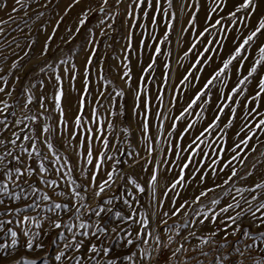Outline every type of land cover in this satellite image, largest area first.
I'll return each mask as SVG.
<instances>
[{
	"label": "rangeland",
	"instance_id": "obj_1",
	"mask_svg": "<svg viewBox=\"0 0 264 264\" xmlns=\"http://www.w3.org/2000/svg\"><path fill=\"white\" fill-rule=\"evenodd\" d=\"M43 2V0H41ZM194 4L199 8L193 19V25L189 26L187 21L191 17V13L194 9L192 8H182L183 4ZM241 0H224L223 7L218 13L213 15V20L217 18H222V25L226 28L233 29L227 33V39H225V33L219 31V28L212 29L209 33H206L204 37H201V43L197 45V48L193 50L192 53L186 58H183L184 51L192 44L196 43L198 33L203 30L204 27L208 26L212 21L206 22L205 16L207 11L210 10L211 0H173V8L168 9L169 15L175 13L179 19L174 21V28L170 31L169 40L164 44L160 45L162 49V55L157 57V63L151 70L150 74L147 76V84H141V95L147 96L152 102L151 113L157 111V105H160L159 110L164 114L165 117H171L173 115H178L179 112L186 106L189 99L194 96L197 88L201 86L197 82L196 86L193 87L191 82L186 83L183 86V92L179 90V81L182 76L186 74V70L189 66L195 62L196 54L203 50L207 40H217L219 39L223 44H214L210 47L219 49V52H211L206 55H212L214 59L206 64L198 65L197 67L202 68V71L196 72V75L202 78H207V76L214 71L220 64L222 59H227L234 50L236 44L240 40H236L235 44L233 40L240 36L241 34L235 30V26L228 23L227 15L234 10L235 6L240 3ZM25 5H29L28 15H25L23 10L13 13L12 8L19 5L15 4V0H0V20L9 21L11 16L12 20L9 23L0 25L3 27L4 33L0 35V75L4 76L8 80V84L5 85L3 80H0V87H5L7 91L12 92L11 96H7L0 93V108H3V101H6L10 107L6 110L8 115V123L10 126H14L16 120H22L23 123L18 127H13L21 137L24 135H29L33 138V142L36 144V149L40 153L39 156H35L34 167L43 163L47 172L44 173L42 179L55 184L52 187H48L44 183H37L41 179L39 176L32 177L33 187H36L38 191L32 194L31 189L27 184H23L22 187L28 194L29 201H35L39 204V208L35 211L28 209V214L30 216H36L42 223V228H35L34 224L28 226L30 231L39 232L41 234V240L44 244V248L40 252H30L22 253L27 257H43L44 260H37V264H57L54 257L59 251H64L65 241L72 242L73 233L68 232L66 228H61L53 230L48 233V235H43L45 231L48 230V218L61 219L65 221L68 225L73 227V232H81L83 229L79 228L81 222L93 224L99 221L103 226L109 229L108 236H101L100 241H96L95 238L93 242L100 243L103 242V246H110L111 255L117 258V264H216L218 259H223L231 251L229 260H236L237 255L235 251L232 250L233 245L238 246L244 251V256L239 257V264H259L261 258L264 257V227L256 228L253 226L247 218L244 219L242 223V229H248L252 234L251 238L249 236H242L237 234L236 236H229L228 242L222 239L224 233H220L218 236L213 237L208 243H203V240L208 239L209 233L214 230L215 226L209 225L207 221L205 224L201 225L196 223V221L202 219L199 215L201 212H206L208 215H212L214 212L219 210V206H214L211 204L213 198H220L221 203L225 200L231 201L230 196H225V189H217L215 193H209L208 197L203 198L200 203H192V198L199 194L200 187L213 186V181L209 179L206 185H198L194 181L189 180V184L183 187L178 186L175 192H169L168 196H164L163 193L166 191V183L172 181L176 178L177 173L180 169L176 166L174 162L172 167V172L163 171L167 165L145 163V159L151 160L147 157V152L145 151V141L141 137V132L138 128V119L134 113V95L132 91L137 87V79L142 74L141 70L147 66L150 62L149 57L154 54L153 47L138 48V42L144 39L147 44L154 46L158 40L163 39V34L165 32V25L167 23L168 17L164 16L162 13H155L157 20L160 23L152 28L149 26V20L144 18L140 11L137 10L135 14L136 25H144L145 27H132L129 28V24L132 22L131 17L126 16V8L131 3V0H123L120 5L116 4V0H109V3L105 6L103 12L99 10V6L102 0H81V3L76 5L67 15L63 14L65 7L71 3V0H53V3L47 8L39 7L34 0H24ZM161 4L164 8H167V0H161ZM256 10L252 14L248 23L251 27L257 25L260 18H264V0H256ZM92 7V14L86 19L85 24L80 27L79 33L75 30L79 26V18L81 14L88 8ZM145 7L146 6H142ZM44 12V16L40 20L32 23L30 28L25 27L24 32L13 31L16 28L17 23L27 19L28 16L35 19L36 12ZM151 11V10H149ZM118 13V14H117ZM238 15H243L240 13ZM62 22L58 25L57 31L55 33L54 39L51 42L50 51L47 56L38 59L37 56L41 51L44 39L48 34L52 32V28L56 26V21L61 20ZM101 19L104 23L101 24ZM15 21V22H12ZM111 25L112 27H108ZM181 27H188L189 31L181 34ZM240 27H243L241 25ZM38 29H41L38 31ZM105 32V35H101V32ZM129 32L132 33L133 47L131 52H125L124 47L127 44V36ZM248 32L247 29L244 30V35ZM143 34V35H142ZM154 35L158 40H151L150 35ZM13 37L16 39L13 40ZM258 39L264 42V36L258 37ZM70 40V43H65V41ZM89 40H93L94 45L89 44ZM9 41H12L11 47H9ZM36 41L35 46L31 49L32 57L29 59L25 57L23 60H19L18 67L16 69L11 68L13 61H17L20 56H23V51L21 49L15 48V43L19 42L21 48H24L26 43H31ZM95 46L96 54L93 57V65L90 67L89 73V93L84 94L85 96V110L83 115V121L81 128H76L73 121L77 114V101L80 98V93L83 90V79H84V69L87 57L90 55V49ZM255 45L247 48V51L243 53L250 58L251 61L257 58V51ZM15 53V54H14ZM128 57L125 59V57ZM203 59V58H201ZM61 61H67V63H61ZM167 63L169 65V75L171 79L167 84L162 81V73L165 71L163 65ZM47 64H51L55 68V72H44L39 71V67H44ZM127 64L126 69L124 65ZM250 66L248 60L244 61V67L240 68L239 74L236 73L235 68L239 65L234 61L233 66H230L227 79L225 83L228 87L222 90L227 93L230 88L240 79L242 75H246L247 68ZM65 69L69 73H75L77 79L74 81H69L68 76L65 74ZM125 71H129L132 77L131 80L126 84L120 77ZM260 75H264V72H259ZM19 76V81L16 77ZM63 77L61 84L64 91V97L62 99V107L65 111V121L70 126V129L74 133L79 135L75 139H70L68 136L69 129H66L65 124L61 123V117L58 112L54 109V87L55 77ZM223 79V78H222ZM41 82H43V88H41ZM35 84L36 87H32ZM173 85H177L176 92H173ZM256 81L252 80L245 87V95L252 92L255 89ZM219 82H215L212 92L219 95L220 91ZM13 89H15L13 91ZM158 89H163L160 94L163 98V104H160L159 100L155 97L158 94ZM118 91H123L124 96L118 97L116 93ZM104 93V96H99L98 93ZM31 96L33 103L29 105L28 108H23L22 105L27 103L28 97ZM173 96L179 97V102L175 103V106L169 104V100ZM212 96V93H209ZM43 98L45 107L41 108L37 104L38 98ZM109 97L110 99H106ZM238 100H242L243 97H237ZM101 101V103H96L95 101ZM216 101L213 98L212 103L208 105V111L203 112V118L198 117L194 114L187 116V121L196 120V128L193 131H198L199 129L205 127L207 123L211 120L214 115V105ZM224 103V101H220ZM232 107H237L240 110L238 104L231 105ZM93 107L96 108L98 115L92 117L91 112ZM261 110L264 111V104H261ZM138 111V109H137ZM201 111L200 108H194L193 113ZM15 113V116L10 115ZM0 119H4V115L0 114ZM153 119V127L151 129V135L157 137L160 140V144L154 145L155 151L154 155L157 160L163 159V153L161 149L167 148L170 140H175L176 137H167L166 132L170 130L168 127L171 124V119H164V127L157 131L156 125L160 124V120ZM97 121L99 123H97ZM111 121L114 124V129H109L107 127L108 122ZM241 122L235 121V131H239V126ZM48 127L50 131L48 133H43L40 140H35V132L38 129H43ZM185 126V121L178 122V128L182 129ZM2 127V126H0ZM97 127L100 128V132L109 139L112 143L109 149H104L102 143L97 139L93 143L94 151L104 152L106 155L102 159L104 163L102 165L101 171L98 173V182H103L107 179L105 175L106 171H111L113 167L117 170H123L131 178L135 179L141 187H145V181L149 179V173L153 167L157 169L159 182L157 185V196L164 202L165 211L170 210V199L174 198L179 203L188 202V207L186 211L178 216L168 219V224L159 228L156 235L160 237L163 241V245H156L155 241L151 236L146 237L148 239V244H140L137 246H129L128 248L122 247L124 244V237L126 236V231H120L119 236L111 233V228L119 223L122 228L126 230L135 231L138 225L132 223H125L124 221L117 220L115 213L120 212L121 216H128L132 213V209L128 208L124 201L128 200L133 203L134 207L137 208V212H143L145 209L151 214L152 209L148 208V204L151 200V189H147L144 193H136L135 189L131 185L127 188L124 187L125 181L122 179H116L115 184L111 188H106V191L101 194L99 198H95L91 195L94 188H89L88 195L82 203L87 207L81 208L79 214L75 213V208L71 212H65L63 209L48 211L52 208L54 203H68L70 206L75 204L79 206V201L75 197L70 195L71 193V182L75 181L76 184H85L87 181L83 178L87 175V169L91 168V165L86 164L85 161V148L79 146L80 139L90 134L86 132V129L95 130ZM122 128H128V133L121 130ZM20 129H23L21 132ZM230 134L232 129L226 130ZM258 132L259 139L254 138L250 141V147L256 146L257 151L250 152L248 159L246 160L247 168L254 172L252 177L248 178L247 183L251 184L253 182H260L264 179V132ZM164 133V134H161ZM45 136L47 140H45ZM5 137H10L9 132H4L0 135V139ZM12 138V137H10ZM192 139L189 135L185 141H178L184 143L185 145ZM208 141L213 143L214 147H219L216 143L220 139V136L207 137ZM228 140V137H224ZM235 139V137H233ZM18 143H23L25 146L28 145V141H23L22 139ZM52 145V150L49 151L48 144ZM229 143L231 141L229 140ZM205 151L212 152L213 149L209 148L207 145H202ZM7 149L13 151L16 154H21L19 148L7 144ZM119 149V151H117ZM31 150V149H29ZM5 151L4 146H0V155H3ZM159 153V154H157ZM25 159L28 163H32V160L28 159L26 154ZM187 155V153H183ZM230 155V154H229ZM107 156L113 157L112 160H107ZM171 159V155H169ZM200 157L197 156V159ZM213 159L215 155L213 154ZM67 161V163H65ZM116 161H122L120 164H116ZM138 161V162H137ZM205 163L209 164L211 161L205 158ZM141 164L148 171H142ZM255 164L256 168L252 165ZM133 165H135L133 167ZM237 168L240 174H244L245 168L237 163ZM82 170H84L82 175ZM211 171V169H207ZM225 178V174L221 173L216 179V183L222 182ZM0 183H9L10 188H14L12 182L8 180L0 181ZM246 182L244 180L235 179L234 185L225 186L228 191H231L234 195L235 187H245ZM18 193L20 188H14ZM65 192L64 196H57L58 192ZM128 192H132L133 195L137 197L139 204L133 201V197L128 195ZM176 193H180V196H176ZM42 194H47L51 197L50 201H43L41 199ZM247 195V193H245ZM112 199L111 205H105L103 202L107 199ZM21 203L20 201L17 202ZM255 203V202H254ZM144 205V207H139V205ZM97 206H103L106 209L111 208L112 212L102 213V219L95 217L89 209L97 208ZM234 214V213H233ZM79 215V219H77ZM259 215V213H258ZM8 217H4L7 219ZM135 219H139L136 215ZM190 221L185 224V221ZM158 221H153L150 228L156 227ZM223 227V225H220ZM8 227L13 228L19 232L16 228L15 223L9 225ZM171 228V231L166 229ZM91 230H95L93 227ZM232 229H229L231 232ZM119 231V229H118ZM62 232L64 235L58 236V233ZM180 233V235H177ZM190 233H195V235H190ZM172 237L171 243L168 242V237ZM182 237H187V240ZM135 239V237H132ZM21 245L24 243L25 237L22 234L18 237ZM77 240L82 239L77 237ZM0 243L10 245L11 237L0 232ZM228 243L227 248H220V244ZM87 244V241H85ZM183 248L180 252L176 253L175 256L172 255L173 251L177 248ZM251 245V247H247ZM84 249H81L80 253L72 250L67 251V256L69 259L63 260L61 264H74L71 257H79ZM133 253H135L133 255ZM206 253V255H205ZM144 254L151 256L150 260H142L141 257ZM125 255L131 256V259H125ZM84 264H91V262L85 258ZM227 264V262H225Z\"/></svg>",
	"mask_w": 264,
	"mask_h": 264
},
{
	"label": "snow or ice",
	"instance_id": "obj_2",
	"mask_svg": "<svg viewBox=\"0 0 264 264\" xmlns=\"http://www.w3.org/2000/svg\"><path fill=\"white\" fill-rule=\"evenodd\" d=\"M35 3L38 4L39 7L47 8L49 5L53 3V0H34ZM81 0H71V3L68 4L63 10V14L67 15L69 11H71L76 5L80 4ZM109 3V0H102V3L99 6V10L101 12L104 11L105 6ZM123 3V0H116V4L120 5ZM15 4L20 7H13L12 12L17 13L21 10L25 12V15H28L29 5H25L24 0H15ZM224 0H211L210 10L207 11L205 20L206 22L212 21L208 26L204 27L201 32L198 33L196 43H192L183 53V58H186L189 53H192L194 49L197 48V45L201 43L200 38L204 37L206 33H209L212 29L219 28V31L225 33V39H227V33L232 31L233 29L226 28L222 25V18H217L213 20V15L218 13L223 7ZM142 6H146L142 7ZM173 0H167V8H164L161 4V0H131V3L126 8V16L132 18V22L129 24V28L132 27H145L144 25H136L135 23V14L137 10L140 11L141 15L144 18L149 20V26L155 28L160 21L157 20V16L155 13H162L164 16L168 17L167 23L165 25V32L163 34V39L158 40V38L154 35H150L151 40H158V42L152 46L146 43L144 39H141L138 42V48H147L153 47L154 54L149 57V63L145 68L141 70L142 74L137 79V87L132 91L135 93L134 95V113L139 121L138 128L141 132V137L145 141V151L147 152V157H150L151 160L145 159V163H152L167 165L166 168L163 169L165 172L173 171V163H176V166L179 167L180 171L177 173L176 178L172 181L167 182L165 187L166 191L163 193L164 196H168L169 192H175L178 186H185L189 184V180L194 181L198 185H206L211 179L213 181V186L208 187H200L199 194L195 195L192 198V203H200L203 198L208 197L209 193H215L217 189H225L224 195L230 196L231 201L225 200L224 203H221L220 198H213L211 200V204L214 206H219V210L214 212L212 215H208L206 212H201L199 215L202 216V219L196 221L198 224H205V221L208 222L209 225L215 226L214 230L209 233L208 239L203 240V243H208L213 237L218 236L221 232L224 233L222 239L228 242L229 236H236L238 233L242 236H249L251 238V233L248 229H242V223L245 218L249 220V222L255 226L256 228L264 227V179L260 180V182H253L248 184V178L254 175L253 171L248 170L246 160L248 159V155L250 152L257 151L256 146L250 147V141L254 138L259 139L258 132H264V111L261 110V104H264V75H260L259 72H264V42L260 41L258 37L264 36V18H260L257 25L251 27L248 23L252 14L255 12L257 4L256 0H241L238 3L234 10L228 13L227 19L228 23L235 26V30L238 31L241 35L237 36L233 43L235 44L236 40H240L238 44L234 47L233 52L227 59H222L221 64L214 69L212 73H210L207 78H202L199 75H196V72L202 71V68L197 67L201 64H206L214 59L212 55H206L207 53H211L213 51L219 52V49H215L210 47L214 44H223L219 39L217 40H207L203 50L198 52L195 57V62L192 63L189 68L186 70V74H184L179 81V90L183 92V86L191 82L192 86L195 87L197 82L201 84L194 96L191 97L186 104V106L179 112L178 115H173L171 117H165L164 114L159 110L160 105H157V111L153 114L151 113L152 102L149 97L142 96L141 92V84H147V76L150 74L151 70L154 68L157 63V57L162 55V49L160 45L164 44L169 40L170 31L174 28V21H177L179 17L172 13L169 15L168 9L173 8ZM3 7V5H0ZM182 8H192L194 9L191 13V17L187 21L189 26L193 25L192 17H195L196 12L199 11V8L194 4H188L185 2L181 6ZM151 10V11H149ZM92 7H88L79 18V26L76 28V32L79 33L80 27H82L86 19L92 14ZM243 13V15H238ZM118 14V13H117ZM44 16V12H36L35 19L28 16L27 19L22 21L23 27L21 23H17L16 28L13 31L24 32V28H30L31 25L29 21L32 23L40 20L41 17ZM11 16L9 17V21H11ZM9 21L0 20V25L9 23ZM15 22V21H12ZM62 22L61 20L56 21V26L52 28V32L46 36L43 41L41 51L39 52L37 58L41 59L48 55L50 51L51 42L54 39L55 33L57 31L58 25ZM101 24L104 23V20L101 19ZM243 25V27H240ZM108 27H112L108 25ZM247 29L248 32L244 35V30ZM41 29H38V31ZM181 34L189 31L188 27H181ZM4 29L0 27V35H3ZM105 32H101V35H105ZM143 35V34H142ZM16 38L13 37V40ZM2 43V42H0ZM9 47H11L12 41H9ZM36 41H32L31 43H26L24 48L28 50H24L21 48V44L19 42L15 43V48L21 49L23 51V56H20L17 61H13L11 64L12 69H16L18 67L19 60H23L25 57L31 59L32 52L31 49L34 48ZM65 43H70V40L65 41ZM93 40H89V44L94 45ZM255 45V49H258L256 55L257 58L253 61L246 55H243L244 52L247 51V48ZM133 47L132 33L129 32L127 36V44L124 47L125 52H131ZM254 49V50H255ZM0 51H2V47H0ZM15 54V53H14ZM96 54V48L93 46L90 49V55L87 57L85 62L84 69V79H83V90L80 93V98L77 101V114L74 117V125L76 128H81L83 121V115L85 110V96L84 94L89 93V73L90 67L93 65V57ZM128 57L126 56L125 59ZM203 58V59H201ZM248 60L250 66L247 68L246 75H242L231 88L230 91L225 93L222 89L228 87L225 83L227 79V73L230 66H233L234 61L239 65V67L235 68L237 74H239L240 68L244 67V61ZM61 63H67V61H61ZM124 67L127 69L128 65L125 64ZM164 72L162 73V81L167 84L171 79L169 75V65L165 63L163 65ZM2 71V70H0ZM39 71L44 73L55 72V68L52 67L51 64H47L44 67H39ZM65 74L68 76L69 81H74L77 79L75 73H69L67 69H65ZM127 84L129 80L132 79L130 72L125 71L123 75L120 77ZM223 78V79H222ZM19 76L16 77V80L19 81ZM63 77L56 76L55 84L53 85L55 91L53 94L54 101V109L56 112L60 114L61 123L65 124L66 129H69L68 136L70 139H75L79 134L74 133L70 126L65 121V111L62 107V99L64 97V91L62 88ZM0 80H3L4 84H8V80L6 77L0 75ZM252 80L256 81L255 89L252 92H249L248 95H245V87ZM215 82H219L221 88L219 91V95L212 92V89L215 85ZM43 82H41V88H43ZM32 87H36L35 84ZM173 92H176L177 85H173ZM15 89H13L14 91ZM163 89H158V94L155 97L156 100L160 101V104H163V98L160 94ZM0 93H3L7 96H11L12 92L7 91L5 87H0ZM209 93H212V96H209ZM99 96H104V93H98ZM118 97H123L124 92L118 91L116 93ZM237 97H243L242 100H238ZM106 99H110L109 97H105ZM213 98L216 103L214 105V115L211 120L207 123V125L198 131H193L196 128L197 121L192 120L190 122L187 121L188 115H196L198 117L203 118V112L208 111V105L212 103ZM220 101H224V103H220ZM96 103H101V101L97 100ZM179 102L178 96H173L169 100V104L173 107L175 103ZM3 108H0V114L4 115V119H0V135L4 132H9L10 137H5L4 139H0V146H4L5 151L3 155H0V181L8 180L12 182L14 188H20V192H16L14 188H10L9 183H0V232H3L5 235L11 237L10 245H6L0 243V264H37V260H44L43 257H27L22 253H30V252H40L44 248V244L41 240V234L39 232L30 231L28 226L30 224H34L35 228L41 229L42 223L36 216H30L28 214V209H32L33 211L36 208H39V204L35 201H29L28 194L25 189L22 187L23 184H27L31 189L32 194H35L38 189L33 187L32 177L39 176L41 177L37 183H44L48 187H52L55 182L49 183L46 180H43L42 177L47 169L43 165V163L34 167L35 164V156H39L40 153L36 149V144L33 142V138L29 135H24L21 137L16 131L13 130V127H18L23 123L22 120H16L14 126H10L8 121V113L6 112L9 109L10 105L3 101ZM33 103V99L31 96L28 97L27 103L23 104V108H28L29 105ZM37 104L44 108L43 98L37 99ZM238 104L240 106V110L237 107H232L231 105ZM194 108H200L201 111L193 113ZM138 109V111H137ZM10 115L15 116V113H11ZM92 117H96L98 115L97 110L93 107L91 112ZM160 120V124L156 125L157 131L160 132V129L164 127V119H171V124L168 126L170 130L166 132L167 137L175 136V140H170L167 148L161 149L163 153V159L157 160L154 155V145L160 144V140L151 135V129L153 127V119ZM185 121V126L180 129L178 128V122ZM235 121H240L241 124L239 126V131H235ZM97 123H99L97 121ZM107 127L109 129H114V124L109 121ZM228 129H232V133L230 134ZM125 135L128 133V128L121 129ZM22 132L23 129H20ZM50 129L46 126L42 130L38 129L35 132V140H40L41 135L43 133H48ZM86 132L90 133L83 136L80 139L79 146L85 148V161L86 164L91 165V168H88L87 175H84L83 178L87 181L85 184H76L75 181L71 182V193L72 197H75L79 203V206L72 204L71 206L68 203H54L52 208L48 209V211L63 209L65 212H71L73 208H75V213L79 214L81 208L87 207L83 201H85L89 188H94L91 195L95 198H99L102 193L106 191V188H111L113 184H115L116 179H122L125 181L124 187L127 188L128 185H131L133 189H135L136 193H144L147 189H151V200L148 204V208L152 209L151 214L148 213V210L145 209L143 212H137V208L134 207L133 203H130L128 200L124 201V204L132 209V213L128 216H121L120 212H116L115 216L117 220L124 221L125 223H132L138 225L136 230L133 232L131 230H126L121 227L119 223L115 224L111 228V233L119 236L120 231H126V236L124 239V244L122 247L128 248L129 246H137L140 244H148V239L146 237L151 236L155 241L156 245H163V241L160 239L158 235H156L159 228L168 224V219L172 217L183 214L188 205V202L184 203L177 202L176 199L169 197L170 199V210L164 209V202L157 196V185L159 182V176L157 169L153 167L149 173V179L145 181V187H141V185L130 175L124 172L122 169L117 170V168L113 167L111 171H106L105 175L107 179L103 180V182H98V173L102 169V165L105 157L104 152L94 151L93 143L99 139L102 143L104 149H109L111 146V141L107 139L103 133L100 132V128L97 127L95 130L86 129ZM164 134V133H161ZM191 135L192 139L184 143L178 141H185L186 138ZM220 136V139L216 141L219 144V147H214L213 143L209 142L207 137L209 136ZM227 136L228 140H225L224 137ZM235 137V139H233ZM28 141V145L25 146L23 143H18L20 140ZM45 140L47 137L45 136ZM229 140L231 143H229ZM264 142V141H262ZM7 144H11L12 146L19 148L21 154H26L27 158L32 160V163H28L25 159V155L16 154L11 150L7 149ZM202 145H207L209 148H212V152H208L204 150ZM31 149V150H29ZM49 151L52 150V145L48 144ZM119 151V149H117ZM183 153H187V155H183ZM159 154V153H157ZM213 154L215 158L213 159ZM230 154V155H229ZM171 155V159L169 158ZM197 156L200 158L197 159ZM205 158H208L211 163L206 164ZM113 157L107 156V160H112ZM138 162V161H137ZM67 163V161H65ZM122 161H116V164H120ZM237 163L240 166L245 168L244 174H240L237 168ZM135 165H133L134 167ZM253 168H256V165H252ZM142 171H148V169L144 168V165L141 164ZM207 169H211V171H207ZM84 170H82L83 175ZM221 173L225 174V178L220 183H216V179L220 176ZM244 180L246 182L245 187H235V193L238 195H234L231 191H228L225 186L234 185L235 179ZM247 193V195H245ZM57 196H64L65 192L56 193ZM129 196L133 197V201H136L139 204L137 197L133 195L132 192H128ZM180 193H176V196H180ZM41 199L43 201H50L51 197L47 194H42ZM20 201L21 203H17ZM255 202V203H254ZM105 205H111L112 199L109 198L103 202ZM139 207H144V205H139ZM95 217L101 218L102 213L108 212L111 213L112 209L105 208L103 206H97V208L89 209ZM234 213V214H233ZM259 213V215H258ZM138 215L139 219H135L134 217ZM4 217H8L4 219ZM77 219H79V215H77ZM153 221H158L156 227L150 228V225ZM190 221H185V224ZM15 223L16 228L19 229L14 230L9 225H13ZM220 225H223L221 227ZM66 228L68 232L73 233L72 242L65 241L64 251H59L58 254L54 257V260L57 264H61L63 260L69 259L67 256V251L72 250L77 253L81 252V249H84V252L81 253L79 257H71V260L74 261V264H84L85 258H87L91 264H117V258L113 257L111 253L110 246H103V242L101 241L99 244L93 242L92 238H95L96 241H100L101 236H108L109 229L103 226L99 221L93 224H88L81 222L79 224V228L84 231L81 232H73V227L68 225L65 221L57 218H48V230L43 233V235H48L49 232L61 228ZM95 230H91L92 228ZM119 229V231H118ZM229 229H232L229 232ZM167 231H171V228L166 229ZM22 234L26 239L24 243L21 245L18 237ZM62 232L58 233V236H63ZM180 235V233H177ZM190 235H195V233H190ZM135 237L133 239L132 237ZM77 237H81L82 239L77 240ZM187 240V237H182ZM168 242L171 243L172 237L169 236ZM87 241V244H85ZM230 243V242H228ZM228 243L220 244V248H227ZM247 247H251L248 245ZM183 248L181 245L180 248H177L173 251L172 255L175 256L176 253L180 252ZM237 255L236 260H229V256L231 255V251L228 255H226L223 259H218L216 264H239V257L244 256V251L241 250L238 246L233 245L232 248ZM135 253H133L134 255ZM206 255V253H205ZM125 259H131V256L125 255ZM142 260H150L151 256L148 254H144L141 257ZM44 264H47V261H44ZM259 264H264V257L261 258Z\"/></svg>",
	"mask_w": 264,
	"mask_h": 264
}]
</instances>
